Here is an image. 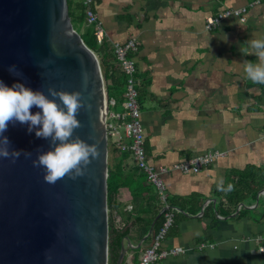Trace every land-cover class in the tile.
Wrapping results in <instances>:
<instances>
[{"label":"crops","instance_id":"obj_1","mask_svg":"<svg viewBox=\"0 0 264 264\" xmlns=\"http://www.w3.org/2000/svg\"><path fill=\"white\" fill-rule=\"evenodd\" d=\"M250 1L93 0L108 42L134 37L139 43L132 56L149 163L169 168L194 155L223 153L198 172L163 173L168 199L195 195L201 206L194 213L175 208L163 247L185 251L153 264H264L258 251L264 245V191L229 215L217 208L227 171L264 166V83L244 72L248 62H259L250 41L264 39V1L248 6ZM241 6L244 19L230 16L205 28L208 15ZM126 163L134 162L129 157ZM130 198L121 188L120 200ZM127 238L121 264H138L149 236L136 231Z\"/></svg>","mask_w":264,"mask_h":264},{"label":"water","instance_id":"obj_2","mask_svg":"<svg viewBox=\"0 0 264 264\" xmlns=\"http://www.w3.org/2000/svg\"><path fill=\"white\" fill-rule=\"evenodd\" d=\"M11 64L22 76L8 71ZM0 79L9 85L21 80L62 107L49 86L79 90L85 107L77 112L81 126L73 138L98 149L83 175L48 183L44 168L32 161L48 150L51 137L9 123V147L31 156L0 157V264H108V93L97 55L71 23L67 0H0ZM125 250L122 243L115 264L122 263Z\"/></svg>","mask_w":264,"mask_h":264},{"label":"trees","instance_id":"obj_3","mask_svg":"<svg viewBox=\"0 0 264 264\" xmlns=\"http://www.w3.org/2000/svg\"><path fill=\"white\" fill-rule=\"evenodd\" d=\"M67 6L74 29L82 24L85 26L80 36L97 55L108 96L116 101L115 109H120L126 78L115 63L111 43L104 41L97 44L92 26L86 25L83 0H67ZM110 141L111 158L108 159L107 177L108 264H115L124 239L132 237L136 231L139 237L144 236L151 225L152 232H156L162 223L163 214L158 216L161 210L159 195L146 174L135 163L132 166L126 163L129 157L132 158L131 153L120 152L115 142ZM123 187L131 194V198L125 202L120 200V189ZM222 189L224 196L217 208L220 214L229 215L240 203L255 200L264 190V166L246 165L243 169L227 171ZM195 197L182 198L180 201L169 198L168 203L174 208L194 213L201 206V201L197 202ZM261 203L259 206L263 208L264 201ZM129 204L130 209L127 208Z\"/></svg>","mask_w":264,"mask_h":264},{"label":"clouds","instance_id":"obj_4","mask_svg":"<svg viewBox=\"0 0 264 264\" xmlns=\"http://www.w3.org/2000/svg\"><path fill=\"white\" fill-rule=\"evenodd\" d=\"M250 47L259 62H248L244 72L247 77L257 83H264V39H253ZM8 71L22 76L15 64L8 66ZM51 96H59L61 103L51 99L39 89H33L21 80H15L11 85L0 79V157L18 158L24 149L10 148V140L4 135L10 122L19 121L28 125V131L35 129L37 137H51L50 147L41 151L32 163L42 166L45 170L44 179L55 183L68 175L73 179L83 175L91 159L98 155L95 144H89L78 136L73 138L74 130L81 126L77 112L85 107V100L79 90H58L49 86ZM40 109L35 113L33 107ZM91 107V104H87Z\"/></svg>","mask_w":264,"mask_h":264},{"label":"built area","instance_id":"obj_5","mask_svg":"<svg viewBox=\"0 0 264 264\" xmlns=\"http://www.w3.org/2000/svg\"><path fill=\"white\" fill-rule=\"evenodd\" d=\"M264 0H251L247 5L252 6ZM85 5L84 13L86 25L93 28V35L97 44L107 41V33L101 19L93 9V0H83ZM246 6L236 8H225L216 14H210L205 18V28L215 29L226 17L235 16L244 19ZM112 52L115 63L120 71L125 75L124 100L120 109H115L116 101L108 97L106 113V133L109 140H114L120 152L129 151L133 162L139 170L143 171L147 179L155 187L163 214V220L156 232H152L151 238L146 244L138 259V264H153L171 255H179L185 251L182 247H163V242L168 235L170 227L173 225L176 209L169 205L168 194L162 178L164 172L174 169L183 173L198 172L203 166L208 165L214 159L222 156L220 151H210L199 155H194L183 161L174 163L171 167H154L149 163L144 144L143 126L140 119V108L138 104L139 79L136 76V65L133 54L138 51L139 43L132 37L125 42H113ZM124 139H127L125 142ZM128 209L131 208L129 204ZM262 240V237H257ZM258 251L264 257V245L258 246Z\"/></svg>","mask_w":264,"mask_h":264},{"label":"rangeland","instance_id":"obj_6","mask_svg":"<svg viewBox=\"0 0 264 264\" xmlns=\"http://www.w3.org/2000/svg\"><path fill=\"white\" fill-rule=\"evenodd\" d=\"M84 25L82 24L80 27H77L76 29L78 30L79 34L83 33V29H84ZM102 72V70H101ZM110 144H111V141L109 140V143H108V159L111 158V148H110Z\"/></svg>","mask_w":264,"mask_h":264},{"label":"bare ground","instance_id":"obj_7","mask_svg":"<svg viewBox=\"0 0 264 264\" xmlns=\"http://www.w3.org/2000/svg\"><path fill=\"white\" fill-rule=\"evenodd\" d=\"M139 86V85H138ZM137 90H138V87H137ZM109 97V96H108ZM107 101H108V99H107Z\"/></svg>","mask_w":264,"mask_h":264}]
</instances>
